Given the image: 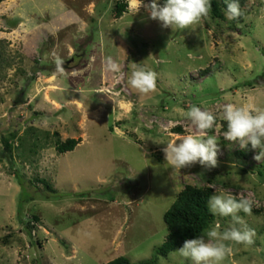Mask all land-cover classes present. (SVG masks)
Segmentation results:
<instances>
[{
	"label": "rangeland",
	"instance_id": "obj_1",
	"mask_svg": "<svg viewBox=\"0 0 264 264\" xmlns=\"http://www.w3.org/2000/svg\"><path fill=\"white\" fill-rule=\"evenodd\" d=\"M120 2L128 8L117 18ZM243 10L239 24L211 10L173 31L132 0L0 3V264H192L181 248L155 255L168 235L164 214L186 186L248 199L251 215H239L255 244L233 245L222 264H264L259 149L227 141L218 119L207 133L221 149L218 167L173 173L162 151L200 135L184 115L193 105L217 116L228 103L264 107V78L255 81L264 74V0ZM133 63L157 73L154 93L129 85ZM68 139L79 144L59 153ZM217 222L231 227L215 215L208 228Z\"/></svg>",
	"mask_w": 264,
	"mask_h": 264
},
{
	"label": "clouds",
	"instance_id": "obj_2",
	"mask_svg": "<svg viewBox=\"0 0 264 264\" xmlns=\"http://www.w3.org/2000/svg\"><path fill=\"white\" fill-rule=\"evenodd\" d=\"M132 3L136 4L139 11L143 8L150 19L160 21L162 27H171L173 31L177 28H190L208 17L212 10L211 0H166L163 6L158 0H151V3L132 0ZM225 4L229 20H238L244 15L239 0H225ZM52 55L56 71H64L62 59L55 52ZM109 63L111 64V61ZM139 65H131L129 85L142 95L154 93L157 90V73ZM112 66L117 68L116 65ZM184 115L200 135L186 134L179 142L166 143L167 146L162 151L173 173L196 164L209 171L218 167V154L221 152L218 140L214 135H207L217 125L218 119L227 123V130L224 132L227 141L238 143L241 149L251 144L252 149H259L254 159H264V107L249 103H228L217 116L209 110L193 105ZM208 208L214 216L230 217L231 227L221 231L220 224L215 223L198 238L186 240L183 247L176 251L179 255L191 260L192 264H222L233 254V245L255 244V230L249 228L239 215L241 212L251 215L252 205L248 199L238 200L226 193L214 194L208 199Z\"/></svg>",
	"mask_w": 264,
	"mask_h": 264
},
{
	"label": "trees",
	"instance_id": "obj_3",
	"mask_svg": "<svg viewBox=\"0 0 264 264\" xmlns=\"http://www.w3.org/2000/svg\"><path fill=\"white\" fill-rule=\"evenodd\" d=\"M3 1L5 0H0V3ZM247 1L248 0H239L243 12V8L246 6ZM162 2L164 5L166 0H162ZM211 4L213 15L217 18H224V14L221 9L226 10L225 0H211ZM127 8L128 4L126 2L117 3V18L121 17ZM244 17L245 12L240 19L233 21L235 24H239L243 22ZM262 78H264V74L258 77L255 81L258 82ZM222 125L223 130L226 131V121H223ZM78 144V140L68 139L64 143H59L56 148L59 153H67L74 151ZM48 188L50 187L48 186ZM210 196H212V191L210 189L192 186H186V188L178 194L172 206L164 214V222L168 229V235L165 242L156 249V257H167L178 248H182L186 240L198 238L214 222L215 216L209 211L208 208V199ZM29 226L30 225H28V227ZM31 228L32 227H30V229ZM30 232L29 234H31ZM147 263H149V261H147ZM108 264L132 263L126 257H119Z\"/></svg>",
	"mask_w": 264,
	"mask_h": 264
}]
</instances>
